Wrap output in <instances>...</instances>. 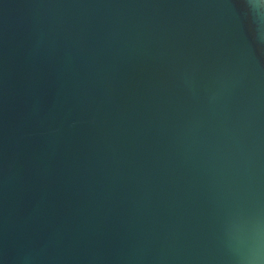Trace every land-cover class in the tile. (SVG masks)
<instances>
[{
  "label": "water",
  "instance_id": "obj_1",
  "mask_svg": "<svg viewBox=\"0 0 264 264\" xmlns=\"http://www.w3.org/2000/svg\"><path fill=\"white\" fill-rule=\"evenodd\" d=\"M0 264H264V0H0Z\"/></svg>",
  "mask_w": 264,
  "mask_h": 264
}]
</instances>
